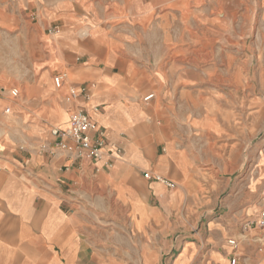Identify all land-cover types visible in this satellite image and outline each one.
Wrapping results in <instances>:
<instances>
[{
  "label": "rangeland",
  "instance_id": "374dc122",
  "mask_svg": "<svg viewBox=\"0 0 264 264\" xmlns=\"http://www.w3.org/2000/svg\"><path fill=\"white\" fill-rule=\"evenodd\" d=\"M143 1L0 0V85L20 90L15 100L0 98L2 150L40 153L54 138L52 128L61 126L59 116L69 120V85L97 80L88 68L108 66L101 58L108 50L116 61L130 60L134 98L153 106L173 130L170 146L187 176L173 178L174 187L161 182L164 196L148 217L138 215L126 191L117 192L122 206L115 191L100 192L95 182L71 193L67 213L76 211L101 231L90 239L95 258L100 264H230L234 237L239 264H264V0H214V14L203 0L190 15L192 32L181 23L180 1ZM81 2L93 7H75ZM165 11L179 21L164 26ZM179 56L185 58L179 71H198L201 79L171 72L177 69L170 57ZM59 72L69 81L57 89ZM147 80L159 88L141 91ZM152 92L155 105L154 98L144 100ZM190 94L196 107L186 103ZM22 175L35 193L32 177Z\"/></svg>",
  "mask_w": 264,
  "mask_h": 264
},
{
  "label": "crops",
  "instance_id": "0c3cea01",
  "mask_svg": "<svg viewBox=\"0 0 264 264\" xmlns=\"http://www.w3.org/2000/svg\"><path fill=\"white\" fill-rule=\"evenodd\" d=\"M178 1L184 6L181 7V23L192 32L190 15L198 14V9L193 7L203 0ZM209 1V11L214 14V0ZM152 2L154 5L155 0ZM74 5L93 7L83 2ZM65 6L70 7L71 3L66 2ZM170 15L173 16L172 21ZM0 18L3 19L1 13ZM177 20L175 14L168 11L162 15L164 26ZM101 58L110 64H91L88 69L97 80L84 81L96 83L88 110L92 119L106 129L110 139L121 144L124 154L121 158L107 155L105 160L97 163V170L96 166L76 160L68 149L55 146L56 138H49L40 153L23 148L7 152L2 150L0 138V264H100L90 239L101 231L85 224V217L76 211L67 213L66 208L73 205L69 199L71 193L87 189L92 182L100 192L126 191L138 215L143 217L146 213L148 217L153 204L164 196L165 185L146 178L144 172L159 171L171 180L187 176L179 156L170 146L168 138H173V130L168 128L165 119L159 118L153 106H143L134 98L136 77L132 75L130 60L116 61L115 55L108 50ZM170 58V67L177 69L171 71L176 73V77L201 79L198 71H179L185 62L183 56ZM115 63L118 64L116 69ZM208 72L210 79L214 80V75L217 76L215 69ZM141 84V91L159 88L154 81L147 80ZM152 94L150 101L156 96ZM157 100L154 98L150 104L155 105ZM202 100L206 98L201 97ZM186 103L196 107L198 102L190 94ZM58 120L62 127L69 122L64 114ZM32 140L38 143L42 138ZM160 145L161 151L158 150ZM213 169L207 166L205 170ZM23 172L32 177L35 193H31L30 183L23 178ZM58 198L61 202L57 207ZM119 198L117 193L115 202L121 205Z\"/></svg>",
  "mask_w": 264,
  "mask_h": 264
},
{
  "label": "built area",
  "instance_id": "2783aa9c",
  "mask_svg": "<svg viewBox=\"0 0 264 264\" xmlns=\"http://www.w3.org/2000/svg\"><path fill=\"white\" fill-rule=\"evenodd\" d=\"M69 81L67 72H59L53 77L55 88H62ZM96 83L94 81L83 82L80 84L71 83L68 87L66 100L74 107L69 113V122L65 127H54L51 130V135L56 138L55 146L62 149H68L76 160L83 162L86 165L96 166L97 163L105 160L107 155L113 154L121 158L124 154V149L121 144L113 142L106 129L99 126L90 116L89 106L90 100L94 96ZM20 95V90L17 87L5 88L0 85V96L15 100ZM154 94H149L144 100H149ZM97 110V108H94ZM6 114L12 112L11 106H6L4 109ZM72 142V144H71ZM144 176L150 180L160 181L169 187H174L176 183L152 171L144 172ZM264 222V220L262 221ZM228 245L234 250V253L229 254L230 264H239V249L240 242L231 237L228 239Z\"/></svg>",
  "mask_w": 264,
  "mask_h": 264
}]
</instances>
